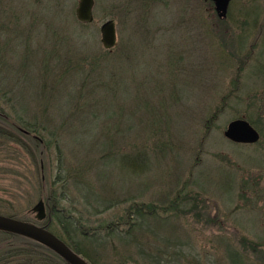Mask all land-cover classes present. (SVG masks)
<instances>
[{"label": "rangeland", "instance_id": "374dc122", "mask_svg": "<svg viewBox=\"0 0 264 264\" xmlns=\"http://www.w3.org/2000/svg\"><path fill=\"white\" fill-rule=\"evenodd\" d=\"M76 4L0 0V110L36 124L48 142L32 150L9 123L0 132V211L32 218L47 189L61 192L59 161L70 165L110 123L111 137L128 139L121 150L133 141L143 161L80 151L99 158L94 188L110 185L115 204L96 205L100 195L83 197L74 181L61 201L98 227L104 241L74 237L98 264H264V0H230L220 24L212 0H94L91 22L77 19ZM107 18L111 48L100 41ZM238 116L258 129L256 142L223 135ZM48 130H58L59 160ZM134 202L155 210L133 214L134 235L124 231L129 221L107 234L104 225ZM56 222L52 230L65 234ZM240 235L263 249L243 246Z\"/></svg>", "mask_w": 264, "mask_h": 264}, {"label": "trees", "instance_id": "16d2710c", "mask_svg": "<svg viewBox=\"0 0 264 264\" xmlns=\"http://www.w3.org/2000/svg\"><path fill=\"white\" fill-rule=\"evenodd\" d=\"M215 16H216V20H215L216 24L217 23L220 24V23L226 21V19L229 16V13L227 12L225 17H219V16H217V14H215ZM93 89L94 88L90 89V91H93ZM217 110H218V108L215 109L212 112V114L209 115L208 120L210 123H211L212 119L215 117V115H216L215 111H217ZM6 115H8V114H6ZM17 119L22 126L27 128L30 132L35 133L36 135L39 136V138L35 139L31 136H28V135L24 136V134H22V136H21L20 134H17V133L15 134V132H14L13 135L15 136L16 139L20 140L22 144L27 146L26 141H28V144L32 148V150H36V148L38 146L40 147L46 143L48 144L47 141L45 143L44 135L39 134V126H37L34 123L31 124L30 122L25 121L19 117H17ZM109 119H107V122L109 121ZM0 120H2L1 124L10 123L8 118L0 117ZM248 121L251 123V121L249 119H248ZM109 122H111V120ZM209 122L206 121L204 124V127H207ZM145 127H147L149 129L152 127V125L148 124ZM2 128L3 127H0V129H2ZM104 128H105V131L100 132L101 134H104L103 138H100L101 136L94 137L93 140L91 141V143L89 144V147L86 148L87 150H85L84 147L78 148V150L72 154V157L74 158V160L72 163H70V165L66 166L59 161L58 166H57L58 167L57 172L55 173V183H58V185L62 187L61 192L56 193L57 185L55 184L53 189H51V190L47 189L46 192L43 194V199H44L45 207H46V211H47V220H45V223H44L46 225V227H48L49 229L52 230L53 229L52 228V220L54 222L57 221L56 224H58L59 226L64 228L65 234H58L57 232L53 231L54 229L52 231L54 233H56V235L60 236L75 251H77L81 255L85 256L87 259H89L93 264H98V263H97V261H95V258H92L84 249H82L80 247V245L77 243V240L74 238L75 234L77 233V231H79L84 237H91L92 234H94L93 235L94 239H96L97 241H104V239L101 238V236L99 234H96V233H98L96 231L98 227H92L91 225L84 226L82 224V222H80V220H79L80 218H78V216L76 217L75 215H68L69 212L67 210L69 207L65 206L61 202L62 199L64 198V196H63L65 193L64 187H66V186L68 187V183H70L71 181H74L73 184H75V186L78 188V190L80 191V193L82 194L83 197L88 198L89 193H91V192L97 193L98 195H100V200H99V204H96V205L102 206V208H107L108 206L114 205L115 201L113 199L112 194H107V193H110V191H109L110 185L107 186L106 182H104V184H103L104 185L103 186V190H104L103 193L101 192L100 189H98V191H96V188H94L95 179L91 178V176H92L91 171L93 169H95L96 167H98L97 164L99 165V163H98L99 158L94 157V156L88 157V155L87 156L84 155L85 157L84 156L79 157L77 155V153L80 151H86L89 154V152L94 151L95 148L101 147L102 149H104L108 152L121 153L120 158L126 163L129 162V164H131V165L133 164L135 166L136 163H134V162H137V164H138L137 160L143 161L140 158L139 152H137L136 155H134L132 153L137 148V145L135 147V143H133V141L130 142L129 146H128L132 151H130V152L125 151L124 152L121 149H122V147H124V148L126 147V143L128 142V139H122L121 140L119 138L111 137V135H109L110 134L109 131L112 130V125L110 123L105 124ZM42 129H44V128L42 127ZM48 132H49V135L53 136L52 141L54 142V146L56 147V149H58L59 154H57V158L59 160L60 156H61V150H60V145H59V137H57V135H56L58 133V130H53V131L48 130ZM21 137H24L26 140L25 141L22 140L23 138H21ZM28 138L30 140H27ZM99 140H100V142H99ZM166 143L167 142L164 141L162 143V145L166 144ZM145 145L147 146L146 140L144 141V146ZM143 156L147 158V154L145 152H144ZM92 165H94L95 167H93ZM177 198H178L177 195L174 196L168 206H172L173 204H178ZM202 202L204 203V205L208 204L206 202V200H202ZM196 207H197V204L195 205L192 203L191 207L189 209H187V211L192 212V211H194V209ZM100 210H102V209H100ZM154 210H155V208H154L153 203L144 206L143 203L134 202V203H132V204H130L124 208L123 214H120L116 218L111 219L109 222H107V224L104 225L105 232L107 234H109V231H115L116 233H118L119 230L117 229V226L119 225V223H127L128 224V221H129V224L127 225V228L124 231L127 235H134L133 233L135 230V228H134L135 226H133V225L138 224V222H136V221L132 222L129 219L131 217H134L133 214H137V215L139 214L142 216V215H144L145 211H147V213H151ZM209 218H210V213H209ZM15 238H21L23 243L30 242V240H28L24 237H21L20 235L18 236L17 233L13 236H11V235H7V236L0 235V241L1 242L6 239L7 242L9 241V242L16 243ZM237 239L239 240V242L242 243L243 246L249 245L252 249H257V248L259 250L263 249L260 246L261 245L260 243L255 242L249 238L247 239L246 236L240 235ZM18 250L19 249H17L15 251L16 254H18L17 253ZM43 256L51 257L48 254H45Z\"/></svg>", "mask_w": 264, "mask_h": 264}, {"label": "water", "instance_id": "95a60500", "mask_svg": "<svg viewBox=\"0 0 264 264\" xmlns=\"http://www.w3.org/2000/svg\"><path fill=\"white\" fill-rule=\"evenodd\" d=\"M94 0H77L75 15L79 21L91 22L93 20ZM214 10L219 17H225L230 0H212ZM100 41L105 48H111L116 44L117 35L115 21L107 18L99 25ZM223 135L233 141L253 142L259 138L258 130L245 117L230 119L223 129ZM31 210L38 220L46 215L45 203L42 197L32 205ZM0 229L11 231L36 240L67 260L70 264H90L80 253L72 249L62 238L51 230L29 220L0 213ZM124 264H134L125 262Z\"/></svg>", "mask_w": 264, "mask_h": 264}, {"label": "flooded vegetation", "instance_id": "af4514ba", "mask_svg": "<svg viewBox=\"0 0 264 264\" xmlns=\"http://www.w3.org/2000/svg\"><path fill=\"white\" fill-rule=\"evenodd\" d=\"M0 117L8 118V120L10 122L9 125H11V127L13 129H15V131H17V133L28 135V136H31V137H33L35 139L39 138L38 135H36L35 133L30 132L27 128L22 126L19 123V121L16 118V116H15V119L11 118V115H6L2 110H0ZM0 127L5 128L6 124L5 123L4 124H0ZM3 128L0 129V132L3 131ZM9 134H11V133H9ZM257 140H255L253 142H256ZM235 142H241V141H235ZM30 211H32L31 208H30ZM0 213L5 214V215H10V216H15L17 218L24 219V220H29L31 222H34V223H36V224H38L40 226H43V227L49 229L44 224L45 220H47V211H46L45 217L40 219V220H38V219H36L34 217L33 211H32V218L21 217V216L16 215V214H10V213H5V212H1V211H0ZM49 230H51V229H49ZM15 234L16 233H14V232L0 229V235H3V236L11 235V236H13ZM19 235L20 234H18V236ZM20 236L30 240V242L14 243V242H9V241L7 242L6 239L4 241H2V242L0 241V264H70L67 260L62 258L59 254H57L55 251H53L52 249H50L46 245H44V244H42V243H40V242H38L36 240H33V239H31V238H29L27 236H23V235H20ZM17 249H19L17 251L18 254H16V252H15ZM45 254H48L51 257L43 256ZM87 261L90 264H93L89 259H87Z\"/></svg>", "mask_w": 264, "mask_h": 264}]
</instances>
